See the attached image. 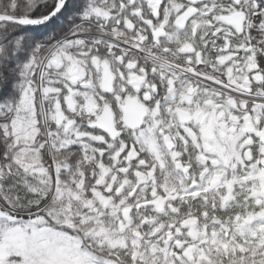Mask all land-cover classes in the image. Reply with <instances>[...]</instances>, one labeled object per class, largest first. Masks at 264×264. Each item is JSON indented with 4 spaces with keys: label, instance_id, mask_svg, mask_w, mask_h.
<instances>
[{
    "label": "snow or ice",
    "instance_id": "obj_1",
    "mask_svg": "<svg viewBox=\"0 0 264 264\" xmlns=\"http://www.w3.org/2000/svg\"><path fill=\"white\" fill-rule=\"evenodd\" d=\"M0 264H264V0H0Z\"/></svg>",
    "mask_w": 264,
    "mask_h": 264
}]
</instances>
